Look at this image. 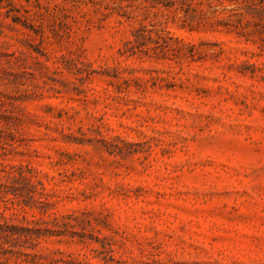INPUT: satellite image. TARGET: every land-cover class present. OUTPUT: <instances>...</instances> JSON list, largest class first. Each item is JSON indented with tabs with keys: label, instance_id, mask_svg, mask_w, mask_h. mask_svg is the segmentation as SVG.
Wrapping results in <instances>:
<instances>
[{
	"label": "rangeland",
	"instance_id": "obj_1",
	"mask_svg": "<svg viewBox=\"0 0 264 264\" xmlns=\"http://www.w3.org/2000/svg\"><path fill=\"white\" fill-rule=\"evenodd\" d=\"M0 264H264V0H0Z\"/></svg>",
	"mask_w": 264,
	"mask_h": 264
}]
</instances>
